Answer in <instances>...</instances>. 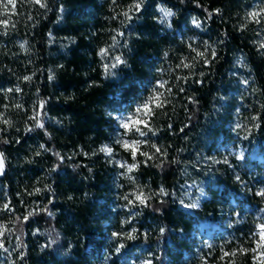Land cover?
Masks as SVG:
<instances>
[{"label": "trees", "instance_id": "16d2710c", "mask_svg": "<svg viewBox=\"0 0 264 264\" xmlns=\"http://www.w3.org/2000/svg\"><path fill=\"white\" fill-rule=\"evenodd\" d=\"M131 2L47 0L46 10L33 0H16L14 12L0 9V20L9 21L7 27L0 25V111L11 121V126L0 124L6 129L0 132V151L6 157L0 206L7 202L13 208L0 211L5 229L0 264H142L146 259L153 264H258L250 251L223 260L221 256L239 247L255 248L256 213H264V199L254 195L255 187H264V20L258 24L247 15L258 11L264 0H199L201 7L192 0H147L122 26L123 11ZM159 3L176 13L171 28L160 22ZM204 9L221 13L207 19ZM193 16L201 20V29L192 25ZM113 36L119 46L111 55H123L128 67L107 77L103 64L111 61L102 60L98 52L112 44ZM191 41L201 51L207 41L218 59L211 66L196 62L195 69L175 70L182 57L195 55L187 46ZM50 70L55 75L51 81ZM190 72L191 80L204 82L185 85L176 80ZM243 79L249 80L248 86ZM157 80H167L173 88L171 102L157 110L151 126L159 131L155 137L149 134V143L140 150L152 152L153 142L166 147L163 168L156 167L159 159L145 164L139 154L133 161L112 140L114 114L131 112L152 93ZM17 85L20 93L6 94ZM179 87L185 92L179 93ZM39 100L48 101L45 128L25 131L34 125L29 117ZM17 103L23 107L17 109ZM253 115L260 117L259 127L250 119ZM237 123L242 125L239 130ZM107 143L127 163H138L131 174L136 183L99 151ZM40 144L49 151L36 156ZM56 152L66 159L50 173L58 163ZM225 156L230 165L212 163ZM237 174L243 184L235 179ZM137 184L145 192L163 186L170 195L153 197L147 207H125L123 195ZM36 187L43 190L28 195ZM192 202L199 206L186 207ZM37 206H47L53 215L38 212L23 221ZM131 211L139 213L134 223H123ZM133 226L138 230L135 240L112 235L130 232ZM200 230L204 238L195 241ZM121 243L124 247L116 252Z\"/></svg>", "mask_w": 264, "mask_h": 264}, {"label": "snow or ice", "instance_id": "6c2138e0", "mask_svg": "<svg viewBox=\"0 0 264 264\" xmlns=\"http://www.w3.org/2000/svg\"><path fill=\"white\" fill-rule=\"evenodd\" d=\"M193 3H195L196 7H201V4L199 0H192ZM33 3L35 5H39L40 8H44L46 10L48 9V3L47 0H33ZM147 3V0H132V2L128 5V8L126 11H123L124 20H121L120 23L122 26H126L129 21L132 20L133 15L136 13H140L141 9L144 7V5ZM180 3H185V0H180ZM113 5L118 4V0H112ZM0 9L3 10L4 14H8L10 11H15L16 9V0H0ZM157 9L159 13L161 14L159 19L161 23L167 22V27L171 28L172 24L170 21V18L174 17L176 15L175 12H173L171 9L167 8L163 3L157 4ZM258 11L253 10L247 15L251 17L256 23H261L262 20H264V16H262V13H264V2H262L260 5H258ZM115 11V9H113ZM60 11H63V8L61 6ZM205 12H207V19H211L214 14H220L221 9H214L213 11H208V9H204ZM113 19H116L117 17H112ZM137 19H139V16H136ZM9 21L8 19L0 20V25H4L7 27ZM192 25L196 29L202 28V22L198 17L193 16L191 19ZM242 27H245L242 25ZM118 35L123 36V32H119ZM50 40H51V33L49 34ZM25 43H27L25 41ZM119 46V41L117 40L116 36L112 37V44H110L108 47L100 48L98 55L101 57L102 60H110V63H104L103 68L105 75L107 77H114L117 75L118 69L123 67H128L127 59L123 55H111L112 49ZM127 44L125 43V47ZM188 49L190 50V53H194V56H185L180 59V63L176 64L175 70H181V69H195L196 62H200L203 65L211 66L213 63L216 62L218 59L217 52L212 45H210L207 41L203 42L204 50L201 51L199 49L198 45H195L194 41H191L188 43ZM20 47L23 49L25 47V44L22 43ZM260 48L264 49V42L260 44ZM210 50V52H209ZM264 55V51L261 53ZM165 57H168V52L164 53ZM62 67V66H61ZM163 72L164 70H159ZM193 73H189V75H183V76H177L176 80L182 81L185 85L189 83L191 80ZM205 72L200 71L199 77H204ZM31 76H24L23 80L25 81H31ZM55 79L54 73L50 70L48 75V80ZM193 83L202 84L204 81L202 79H195L191 80ZM241 83L245 86L249 85L248 79H243ZM169 82L167 80H157L156 85L152 89V93L144 99L142 102L138 103L135 108L129 112L127 115L121 114L118 116H114L113 118L116 120V122L119 125V128L122 129V133L120 137L115 141L116 144L120 145L122 148H124L126 151H129L131 153V157L133 161L137 160V155L144 157V163L147 164L149 161H153L156 159H159L160 162L156 164V167L163 168L165 163L167 162L168 157V150L166 147L160 146L156 143H151L150 147L153 150L152 152L147 151H141L140 146L142 144H148L149 143V134H151L153 137L156 136L159 129L153 128L151 126V120L155 117L157 110H163L165 108L166 104H169L171 101L169 99V96L173 92V88L171 86H167ZM167 86V87H166ZM161 89L163 91H161ZM0 91H4L0 89ZM179 93H184L185 88L179 87L178 89ZM20 93L21 88L19 85L15 86L14 88H8L6 90L7 93ZM188 99L195 103L194 97H188ZM48 103L47 100H39L38 105L34 106L33 109V115L29 117L30 120L34 121V125L31 128H26L25 131H33L35 128L44 129L45 123L42 119V117L47 116L46 112V104ZM5 108L7 105L4 106ZM17 109H20L23 107V105L17 103L15 105ZM264 108V105L261 106ZM110 116H112V113H109ZM252 121H256L255 127H259L258 121L260 120V117L257 115H253L250 118ZM59 123V121H58ZM0 124L3 125H9L11 126V121L5 118L4 112L0 111ZM169 129L172 128V125L170 124ZM187 127V125H185ZM242 128V125L237 123L236 129L239 130ZM6 131L5 128H0V132ZM181 132H183V129H181ZM248 132H251V129H248ZM47 135V133H45ZM138 136L137 139H130L127 138L129 136ZM142 138V139H141ZM17 143L20 141L17 140ZM3 143H8L7 140H4ZM41 150L44 152H48L49 149L46 148L45 144L39 145V150L35 152L36 156H39L41 154ZM99 151L105 152L108 155H112L113 148L109 147L107 145L102 146ZM75 155V153H73ZM84 155H88L87 153H84ZM55 156L57 157L58 163L55 165L52 169L49 170V172H54L58 169V167L64 162L66 157H64L61 153L56 152ZM242 158V155L239 157ZM31 162V161H29ZM173 163H176V161H172ZM116 163L119 164V166L122 169H126L125 172L122 173V175H125L128 180H130L132 183H136V180L133 175V171L138 168V163H127V161H124L121 163L120 161H116ZM213 164H219L223 163L225 165H230V161L227 156H225L222 160H216L212 159ZM5 167H6V157L3 151H0V176L4 175L5 173ZM73 167H79L78 165H74ZM91 171V169H89ZM235 179L239 181L241 184L244 182L242 181L241 177L237 174ZM44 189L48 191H52L50 185L45 184ZM43 189L36 187L34 188L33 192L28 193V195H34L38 194ZM201 193H203V189L200 190ZM170 193L163 187H159L158 191L155 192H145L144 188L141 187L139 184H137L136 188L133 189L131 192H126L122 199L126 202L125 207H129L130 209H134L137 205L147 207L149 202L153 199V197H166L169 196ZM254 195L257 197H260L261 199H264V187H261L257 189L254 192ZM160 203L163 204L164 200L161 199ZM183 204V201H181ZM48 204H52V200L48 201ZM199 206L198 202H192L186 205V207L190 209H195ZM0 211L3 212H12L13 208L11 207L10 203H3L2 206H0ZM38 212H47L49 216L53 215V213L48 209L47 206H37L36 208L30 210L27 212L26 215H23L22 220L23 221H29L30 217L36 215ZM139 213L135 211H131L129 213V217L123 221L125 224L132 225L134 223V218ZM237 216H239V213H236ZM17 220H21V217H17ZM238 222V221H237ZM231 226V225H230ZM256 231L252 233L253 238L256 239V247L255 248H244L239 247L236 250H233L231 252H223V255L221 256V260H223L225 257H233L237 254V252H252L255 255L253 256V259L258 261V264H264V217L260 218V221L256 223L255 225ZM4 226L0 225V235H3ZM161 233L165 231L163 227L159 229ZM138 232L137 228L134 226L131 228L130 232H114L112 233L113 237L117 240H120L121 238L127 239V240H135L136 233ZM147 234H145L146 236ZM3 244H0V247H2ZM124 247V244L121 243L117 248L116 252H120L121 248ZM209 248L212 247V245H208ZM223 251V249H222ZM22 256L23 253H20ZM142 264H153L152 259H146L142 262ZM231 264H234V261L231 262Z\"/></svg>", "mask_w": 264, "mask_h": 264}, {"label": "rangeland", "instance_id": "374dc122", "mask_svg": "<svg viewBox=\"0 0 264 264\" xmlns=\"http://www.w3.org/2000/svg\"><path fill=\"white\" fill-rule=\"evenodd\" d=\"M122 114V112H119V113H115L114 114V116H118V115H121ZM128 113H125L124 115H127ZM115 136H113V138H112V140H113V142L115 143V141L120 137V135H121V133H122V129H120L119 128V125H118V123L116 122V120H115ZM136 136H129V137H127V138H130V139H136L135 138ZM116 144V143H115ZM105 145H107V146H109V147H111V145H109L108 143L107 144H104L103 146H105ZM120 146V145H119ZM102 147V146H101ZM236 151H238V152H240L238 149L236 150ZM103 154H104V156L105 157H107V158H109L110 159V162H111V164H113L116 168L115 169H117V172H120V173H123V172H125L126 171V169H122L120 166H119V164L118 163H116V161H120L121 163H123L124 162V158H122V157H120L119 156V154H118V152L117 151H115V150H113V153H112V155H108V154H106L105 152H102ZM256 189H258V187H255ZM263 200V199H262ZM259 212V211H258ZM256 213V218H257V222L256 223H258L259 221H260V218L261 217H264V213L261 211V213ZM200 227H201V225H200ZM205 233V232H204ZM203 232H202V230H200L199 232H196V235L194 236V239H195V241H197V240H200L202 237L204 238V234Z\"/></svg>", "mask_w": 264, "mask_h": 264}]
</instances>
